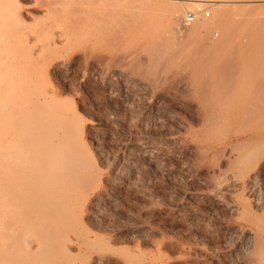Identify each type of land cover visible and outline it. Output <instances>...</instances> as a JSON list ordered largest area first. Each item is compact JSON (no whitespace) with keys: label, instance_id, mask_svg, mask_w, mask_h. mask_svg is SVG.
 <instances>
[{"label":"bare ground","instance_id":"bare-ground-1","mask_svg":"<svg viewBox=\"0 0 264 264\" xmlns=\"http://www.w3.org/2000/svg\"><path fill=\"white\" fill-rule=\"evenodd\" d=\"M102 2H103V0H41V2H39L41 4V12H40L41 13V59L40 60H38L39 56L37 58H35V56L32 53H29L28 51L26 52L24 50L26 47H28L30 45V40L28 37L29 34H27L23 31L26 35H24V37H19V40H16V38H17L16 36H11V35H8V36L4 35L3 36L0 33V59L4 60L6 62V64H8L7 65L8 69H6V70L5 69L3 70V67L0 66V264H151L152 262H154L152 264H157V262L162 263V262H165L167 260V257H168L167 254H164L161 250L162 240L160 242L161 244L158 243L159 241L158 242L154 241L157 237L154 238V240H153V238L151 240H147L148 242L151 243V245L153 247L155 245V247H154L155 249L153 248V251L146 252L144 250V249H148V248H143L144 251H142V248H140V245L137 244L138 243L137 238H134V235L135 234L137 235V233L133 234L132 237L129 238L128 240L126 237L121 236L120 234H119L120 236L115 235V234L111 235V231H114V230L111 229V227H109V225H107V223H108L106 220L107 218L102 219L101 221L95 218L96 215H94V210H96L97 207L94 208V206L91 205L92 207L90 208V207H88V205H89L91 196L95 192L100 191V189L102 188V186L104 184V177H103L104 174L101 170L102 167L100 165L99 166L101 168L99 166H97L95 161L92 160L94 156L91 159V156H90V154L87 150V147H86L87 144L85 145V143L83 141V137H82L87 130L93 129V126H90L91 124L89 125L87 123V121H90L91 119L90 120H83L84 117L82 116L83 117L82 118L79 116L78 108H77L78 102L76 104L75 100L72 99L73 96H71V98H65V95H62L61 92L49 82V76H50V74H52V73L54 74L57 72L59 73V76H60V72L62 74V72H64V70L66 71V69H65V65H66V61H67L65 58L66 55L75 51L77 48H81V47L88 45L91 42H94V43L96 41L100 42L105 37H107L110 33L115 34L116 37H118V38L130 36L134 40L140 39V40H143L144 42H146L143 52H145L144 54H146L145 56H147L148 65L146 66V68H144L138 64L134 65L135 67L133 66V68H134L133 70L139 71V73L143 72L146 75L148 73L151 74L153 70H156L160 66V63L162 61H164V65H167L170 62L174 61L175 58L180 57V55L178 56V53L179 52L183 53V47L185 48V45H186L185 43H188V42H185L183 44H179V42L175 41V39H173V38L171 39L166 34H162L163 30H164L163 26L156 25V22H154L156 20V18L154 17L153 13L150 12V10L153 7V4H151V2L149 0H142L140 2L142 5H140L137 0H114L113 3L111 2L112 3L111 5L102 4ZM197 2L198 3H201V2L212 3V2H214L212 5L208 3L210 7L211 6L213 7L214 16L211 19L206 18V17H201L195 23H193L195 26V29L193 30L192 38H190V40L192 39V42H191L192 47L188 49L191 51V53L189 54L190 51H188V53H187L188 55L186 54L187 56L184 55L181 58H183L182 60L184 62H187V64L191 68V78L193 79V81H195L196 86H197V87H195L196 92L195 91L194 92L196 93L195 95L197 96V100L200 104L199 106L202 108L203 112L200 113L199 120L195 123V125H200V128H196V126L193 124V125H190L189 128H180V129H184L185 131L187 129V133L192 138H194L195 140H205L206 142L212 141L215 139H220V138H224L226 140L225 143L227 144V146H226L227 150L224 153V156H226V158H224L225 160L222 162V168L223 169L225 168L226 174L225 175L222 174V170H221L222 168H220V170H216L214 168V166H215V164H214V166H210V168H207L208 170L203 175L204 179L201 180V182L202 181L203 182L199 186L200 190L206 192V194L204 196V200L208 201L209 203H212V204H215V203L221 204L222 206H220V205L219 206L222 207L221 209L224 208V210L226 211L225 215L227 213L228 218L230 220H232L234 223V225L232 227H227L223 230V234H222L221 238L219 237L220 240L218 242H215L217 244H213L214 245V247H213L214 251L215 250L216 251H222L223 246L225 247V244L228 245V243L226 241L231 239L232 237L234 238L233 234L234 235L236 234V236H238L237 234H239V232H241L245 227V228H247L246 229V236H245L247 238L244 240H246L247 242H245V244L243 246H241L243 248V252H241V247H240V249H239L240 251H238L236 254V260H234L232 264H264V202H262V199H264V197H261L260 195L257 196L256 194H252V193L249 194V191H248V188H250V187L252 188L253 186H255V184L258 183L259 180H261V178H262V172L261 171H264V17L262 16L263 20H258V19L254 18V14L257 11V9L255 8L254 5H256V6L262 5L264 0H171L168 2H164V3L160 4V6H159L161 8V10L166 13V18L168 20L167 26L177 27V26H179V23L181 20H183V21H181V24L183 25L185 22L187 11L193 7L192 5L197 4ZM239 3H241V4L246 3V5H247V6L240 8L241 13L243 14L241 20H240V17L238 18L239 20L238 19L235 20V18L233 19V15H234L235 11L237 10V8L231 9L232 11L230 9H227V10L222 9V6H224V5H228V4L237 5ZM40 4H38V6ZM241 4H240V6H241ZM9 5H11V4H9ZM16 5L17 4H15V6H12V7H16ZM189 5H191L192 7ZM217 5H219V6H217ZM216 6L220 7V9H217ZM18 8H20V7H18ZM11 9L3 10V12L5 14L10 13L11 17H13L17 22L16 23L9 22L7 24H9L10 27L12 25L14 30H21L23 28V26H22L23 22L21 21V19H22L21 15L22 14L18 11L19 9H15V10L12 9L13 10L12 12H11ZM38 9L40 10V8H38ZM24 15H26V14H23V16ZM26 19H27V17H26ZM200 21H205L203 23L201 22L203 24L201 26V28H203L204 32H205V30H208V29L215 27L216 30L219 29L223 33V35H222L223 38L221 40L214 42L208 48H205L204 52H202V53L199 52L201 49L199 46V42L202 43V40L199 37V35H202L201 34L202 31L199 28L200 26H198ZM35 22H37V21H35ZM201 23H200V25H201ZM193 24H191V25H193ZM12 27H11V29H12ZM183 27L185 28L184 25H183ZM191 31H192V29H191ZM240 32H243L250 37L249 43L242 44L238 41V34ZM165 33H167V32H165ZM205 34H208V32ZM246 38H247V36H246ZM180 39H182V38H180ZM176 40H179V39H176ZM8 44H11V48H13V50H14L13 55L11 53H10L11 55L10 54H2V51H5V50H3L4 47ZM205 46L207 47V45H205ZM108 47H109V45H108ZM105 50H106V48H105ZM134 51H135V49L133 50V52H130V51L129 52L131 54H135ZM39 52L37 53V55L40 54ZM75 52H77V51H75ZM81 52H82V50H81ZM7 53H8V51H7ZM107 53H109V52H107ZM122 53H120V55H122ZM126 53H128V52H126ZM126 53H123V54L125 55ZM129 54H127V55H129ZM81 55H83V54H81ZM120 55L118 54V57L117 58L115 57V58L118 59V58L123 57ZM79 56L80 55H78V59H79ZM83 57H84V55H83ZM99 57H101V56H99ZM124 58H125V56H124ZM128 58H130V57H128ZM71 59H73V58H71ZM142 59H144V58H142ZM123 60L124 59H122V61ZM128 60L129 59H126L125 62L127 63ZM130 60H132V59L130 58ZM74 62L72 64H74ZM95 62H97V61H95ZM95 62L93 63L94 65H95ZM102 62L104 63V61H102ZM115 62H116V60H115ZM165 62H166V64H165ZM179 62H180V65H179V67H180V66H182L181 65L182 61L180 60V61H178V63ZM126 63H124V65ZM145 63H146V61H145ZM97 64H99V62ZM107 64H108V62H107ZM116 64H117V62H116ZM120 64L123 65V63H120ZM130 65H132V64H130ZM176 65H178V64L176 63ZM162 67H163L162 71L163 70L167 71L170 68V66H162ZM131 68H132V66H131ZM131 68H128V70H130ZM159 68H161V67H159ZM178 68L173 70L174 71L173 73H177L176 70H178ZM95 69H96V67H95ZM123 69H124V67H123ZM186 71L188 72V70H185V72ZM185 72H183V73H185ZM143 73L141 75H144ZM186 73H185V75L183 74V76H186ZM98 74L99 73H97V75ZM55 75H57V74H55ZM116 75L117 74H115V76ZM171 75L174 76L175 74L173 75L171 72ZM101 76H103V75H101ZM150 77H151V75H150ZM180 78L181 77H179L178 83L180 82ZM70 80H72V79H70ZM156 80H157V78H156ZM176 80H178V78ZM184 80H185V77H184ZM184 80H181V81L184 82ZM154 82H155V79H154ZM139 83L137 82L136 85H140ZM178 83H176V84H178ZM189 83H190V80H189ZM67 84H68V82H67ZM67 84H66V86H67ZM145 84L147 86L149 85L147 83H145ZM169 84L167 83V86H169ZM183 84L185 85V83H183ZM136 85H135V87H136ZM174 85H175V83H174ZM100 86H102V85L100 84ZM189 86H191V84ZM123 88H125L124 85H123ZM143 88H145V87H143ZM183 88H184V86H183ZM67 89H64V90H67ZM110 89H109V91L111 92ZM120 89H122V88H120ZM120 89H118V90H120ZM128 89H130V88H128ZM145 89H147V88H145ZM173 89H174V87H173ZM179 89H180V87H179ZM187 89H188V86H187ZM137 90H139V89H137ZM147 90H149V89H147ZM181 90L183 93L186 91V89L185 90L181 89ZM174 91H176V90H174ZM124 92H126V91H124ZM131 92H132V90L130 91V93ZM136 92L138 93L139 91H136ZM179 92L181 93L180 90H179ZM73 93H76V92H73ZM127 93L128 92H126L125 94H127ZM132 93H135V92H132ZM140 93H141V91H140ZM143 94H146V93H143ZM188 94H190V93H188ZM76 95H77V93H76ZM133 95H135V94H133ZM133 95H131V96H133ZM114 97H117V96H114ZM120 97H121V94L119 96V100H120ZM128 97L130 98V96H128ZM142 97H144V96H142ZM74 98H75V96H74ZM132 99L130 102H132ZM161 99H162V97H161ZM109 100H112V99H109ZM148 100L149 99H147V101ZM179 100L167 99L164 103L166 106L171 105V107L173 106L176 109L177 108H184V107H182L181 101H179ZM102 101H103V99H102ZM103 103H104V101H103ZM183 104H184V102H183ZM159 105H161V104L158 103V107H159ZM124 106H125V104H124ZM130 106H129V109H130ZM113 107H114V105H113ZM113 107H112V109L115 108V107L114 108ZM140 107H142V106H140ZM140 107L139 108L137 107V109L140 110ZM162 107H163V104H162ZM159 108L157 109L158 113H155L156 116L158 114L157 118L163 117L161 115L165 113V112L162 113V110H160ZM108 109H110V108H108ZM116 109L118 110L119 108H116ZM121 109H120V111L118 110L117 113H121ZM194 109H195V107H194ZM194 109H191V113H192V110H194ZM110 111H113V110H110ZM137 111H134V112L136 113ZM169 112H170V110L168 111V115H169ZM126 113H128V111H126ZM172 114H170V115L172 116ZM168 115H167V117H168ZM185 115H189V113L185 114ZM108 116H110V115H108ZM116 117H117V115H116ZM153 117H154V115H153ZM190 117H191V115H190ZM110 118H112V116ZM113 118L110 119V121H112ZM130 118L131 117H129L128 119L131 120ZM194 118H196V117H194ZM166 119H167V121L169 120L168 118H166ZM94 120H95V118L93 119V121ZM116 120H118V119H116ZM154 120H155V118H154ZM159 120H157V121H159ZM161 120H163V118ZM171 120H173V119H171ZM192 121L193 120H191V123H193ZM163 122H165V121H163ZM153 123H154V121H153ZM175 123H174V125H175ZM177 123H176V125H177ZM148 125L150 126V123ZM156 125L154 124V126H156L155 128L159 129L158 124H156ZM161 125H160V128L162 129ZM163 125H165V123ZM132 126H134V125L132 124ZM154 126L153 127L151 126V128H153L152 130H154ZM179 126H180V123H179ZM119 127H121V126H119ZM180 127H184V126L181 125ZM147 128H148V126H147ZM169 128H170V126H169ZM127 129H129V127ZM163 129H164V131H163ZM163 129L161 131L164 134V132L166 133L165 127ZM125 130H126V128H125ZM148 130H150V129H148ZM178 131H179V129H178ZM178 131H177V133H178ZM167 132H168V130H167ZM121 133L123 134L124 132H121ZM154 133L156 135V132H154ZM168 133H166V134H168ZM184 133H186V132H184ZM132 134H133V132H132ZM116 135H117V133H116ZM119 135H121V134H119ZM101 136H103V135H101ZM97 137H99V136L97 135ZM123 137H125V135ZM92 138H94V137H92ZM115 138H116V136H115ZM115 138L113 136L112 140H115ZM98 139H100V138H98ZM103 139H105V138H103ZM122 139H120V137H119V140H122ZM117 141H118V139H117ZM139 141H140V139H139ZM171 141H173V140H171ZM136 143H138V142H136ZM167 143H168V141H167ZM174 143H172V144H174ZM92 144H94V143H92ZM212 144L215 145V143H212ZM165 145H168V144H165ZM197 147H198V144H197ZM168 150H170V149H168ZM107 151H109V150H107ZM107 151H106V153H107ZM148 151H146L147 153H146L145 159H148L147 158V154H149ZM178 151H181V150H178ZM189 151H190V149H189ZM155 152H157V151H155ZM106 153H105V156H106ZM150 153H151V151H150ZM207 153L208 152L205 150L198 151V150L193 149L192 156L190 154H189V156H191L192 162L194 161L195 163L201 165L205 161L208 160ZM130 154L133 155V153H130ZM160 155H163V154H160ZM178 155H180V154H178ZM185 155H186V153H185ZM210 156H211V154H210ZM148 157H151V154H150V156L148 155ZM186 157L187 156H185V158ZM116 158H117V156H116ZM154 158L155 157H153L152 159L150 158V159L154 161ZM172 158H174V160H175L174 156H172ZM191 159H188V160L191 161ZM216 159L218 160V158H216ZM107 160H108V158H107ZM107 160H105L106 163L108 162ZM180 160L181 159H179L178 161H180ZM153 161H152V163H153ZM155 161H158V160L156 159ZM178 161H176V163ZM162 162H164V161H162ZM181 162L182 161H180V167H182V165H183V164L181 165ZM121 163H122V161H121ZM149 163H150V161H149ZM165 163L166 162H164V164ZM168 163H171V162H168ZM98 164H99V162H98ZM139 164H141V163H139ZM150 165L152 166V164H150ZM165 165H167V164H165ZM185 165H183V166L185 167ZM119 166H117V167H119ZM139 166H141V165H139ZM142 167L145 168V166H142ZM142 167H139V168H142ZM180 167H178V169ZM126 168H128V167H126ZM130 168H131V165H130ZM173 168H175V167H173ZM154 169H155V167H154ZM171 169H172V167H171ZM105 170L107 171V169L104 168L103 171H105ZM186 170L187 169H185V171ZM193 170H195V169L193 168L192 172H193ZM108 171H109V168H108ZM134 171H137V170H133V172ZM187 171H190V170H187ZM133 172H132V174H133ZM139 172H141V171H139ZM192 172H190V174H192ZM186 173H189V172H186ZM126 174L128 176V173H126ZM148 174H150V173H148ZM134 175L136 177V172H134ZM178 176H179V174L177 173L176 177H178ZM105 177H107V176H105ZM121 178H123V177H121ZM127 178H126V180H127ZM134 178L132 179V182L133 181L135 182ZM174 178H175V176H174ZM135 179L137 180V177ZM169 179H171V178H169ZM180 179H183V178H180ZM143 180H145V179H143ZM143 180H142V183H143ZM147 180H149V179H147ZM147 180H145L146 183H148L150 181L149 180L147 182ZM184 180H185V178H184ZM145 181H144V183H145ZM181 181H179V182H181ZM127 182H129V180L126 181V183ZM197 182H199V181H197ZM170 183L172 184L173 182H170ZM174 183H173V185H174ZM191 183L196 184V183H194V181ZM154 184L155 183H152V185H154ZM261 184H263V183H261ZM120 185L121 184H119V186ZM140 185H144V184H140ZM185 185H187V184H185ZM219 185L222 187L221 192L223 194L222 193L219 194L220 192L216 191V188ZM193 186H195V185H193ZM124 187L126 188L125 185H124ZM188 187H189V185H188ZM110 188H112V187H110ZM151 188H153V187H151ZM151 188H149L150 191H151ZM173 188H174V186H173ZM104 189H105V187H104ZM158 189H159V187H158ZM253 189H255V188H253ZM260 190H261V188H260ZM260 190H259V192H260ZM124 192H125V189H123V193ZM156 192H158V191H156ZM162 195H160V196L162 197ZM167 195H168V197H170L169 194H167ZM153 196H154V194H153ZM153 196H148V197L153 198ZM166 196H163V197H166ZM124 198H125V196H124ZM155 198H157V196ZM194 198H195V196H194ZM136 199H138V198H136ZM142 199H144V198H142ZM142 199H140L141 200L140 202H144V200H142ZM164 199L165 198H163L162 201L168 200V199H165V200ZM178 199H180V198H178ZM199 199H200V197H199ZM107 200H109V199H107ZM154 201H155V199H154ZM176 201L177 200H175V202ZM197 201H198V199H197ZM197 201H195V202L197 203ZM137 202H138V200H137ZM149 202H150V200H149ZM149 202L147 205H149ZM168 202H170V201H168ZM187 202H189V201H187ZM195 202H193V203H195ZM111 203H113V202H111ZM156 203H159V202H156ZM164 203H166V202H164ZM108 204H110V203H108ZM140 204L142 205V203H140ZM144 204H145V202L143 203V205ZM169 205H170V203H169ZM171 205H173V204H171ZM99 206H101V205H99ZM137 207L140 208L139 205ZM137 207H135V208H137ZM169 207H171V206H169ZM112 208H114V207H112ZM156 208H157V206H156ZM160 208H161V206H160ZM160 208H158V209H160ZM195 208H197V207H195ZM257 208L262 209V211L258 212ZM154 209H155V207H154ZM151 210H153V209H151ZM210 210L211 209H209V211ZM111 211L113 212L114 209ZM122 211H124V210H122ZM120 212H121V209L119 210V213ZM221 212H224V211H221ZM107 213H108V211H107ZM115 213H117V210ZM121 213H123V212H121ZM185 213H187V212H185ZM217 214H218V212H216V216H217ZM221 214H223V213H221ZM107 215H110V214H107ZM111 215L114 216L113 213ZM161 215H162V213L160 214L159 217H161ZM183 215H184V213H183ZM205 216H207L206 213H205ZM106 217H108V216H106ZM147 217H149V216H147ZM150 217H151V215H150ZM171 217H173V216L171 215ZM145 218H146V216H145ZM153 218H155V217H153ZM178 219H179V217H178ZM110 220H111V218H110ZM121 220H122V217H121ZM148 220H146V221H148ZM155 220H156V218H155ZM181 220L183 221L182 218H181ZM122 221H124V219ZM184 221H185V217H184ZM193 221H191V222H193ZM211 221H212V219H211ZM211 221L209 223L210 225H211ZM148 222L150 223V220ZM201 222H200V225L202 226ZM212 222H214V221H212ZM160 223H162V221ZM218 223L219 222H217V225H218ZM112 224H114V223H112ZM164 224L167 225V223H164ZM128 225L130 226V224H128ZM189 225H190V222H189ZM196 225H199V223ZM217 225H216V227H217ZM245 225H247L248 227H246ZM213 226H215V225H213ZM114 227L116 228V226H114ZM159 227H160V225H159ZM166 227H168V225ZM184 227H185V225H184ZM184 227H183V229H185ZM190 227H191V225H190ZM155 228H157V227L155 226ZM179 228H181V226ZM195 228H196V226H195ZM211 228L212 227H210V229ZM218 228H220V227H218ZM148 229H151V226L148 227ZM183 229L182 230L180 229V231H183ZM210 229H209V231H210ZM214 229L218 231V229H216V228H214ZM145 231H147V230H145ZM173 231H174V233H176L175 230H173ZM192 231H194V230H192ZM192 231H191V233H194L196 230L194 232H192ZM217 231H215V232H217ZM206 232H208V231H206ZM114 233H115V231H114ZM140 233L141 232H139V234ZM149 233H151V232H149ZM182 233H184L186 235L185 232H182ZM146 234L147 233H145V235ZM153 234H155V233H152V235ZM178 234L179 233H177V235ZM202 234H203V232H202ZM160 235H161V233H160ZM189 235H191V234H189ZM208 235H209V233H208ZM210 235H211V233H210ZM217 235H219V233ZM240 235H241V233H240ZM140 236H141V234L139 235V237ZM146 236L148 237V235H146ZM155 236H159V235H155ZM205 236H204V239L207 237V236L206 237ZM142 237H144V235ZM182 237L184 238V236H182ZM187 237H186V239H187ZM165 238H167V236ZM194 238H196V236ZM143 240H145V239H143ZM176 240L179 241V239H176ZM198 240H199V237H198V239L196 238V242ZM244 240H241V241L243 242ZM188 241H190V240H188ZM232 241H233V239H232ZM140 243H141V241H140ZM142 243L144 244L145 242L142 241ZM167 243H166V245H167ZM171 243H172V241H171ZM183 244L184 243H182L180 245L178 243V244L173 245V246H175V249H174L175 251H173V252L177 253L178 256L175 254L177 257L174 258V256H173L172 258H174L173 260L178 261V263L180 261L181 263H179V264H206V262L209 263L210 260L215 261V264H217L219 261H221V263L223 264V261L220 259V254L217 253L216 251L214 253H212V255H209L204 250L203 251L201 250V253L200 252L198 253V251H199L198 249H196L198 251H195L194 248H192V249L188 248L189 249L188 250L187 248H185V246H184L185 244L184 245ZM196 244H199V243H196ZM211 245H212V243H211ZM167 246L169 247L170 244ZM148 247H149V244H148ZM188 247H189V245H188ZM213 248L211 250H213ZM172 253H169V254H172ZM233 255H235V253H233ZM170 257H171V255H170ZM173 260H172V262H174ZM173 264H177V263H173Z\"/></svg>","mask_w":264,"mask_h":264},{"label":"rangeland","instance_id":"rangeland-1","mask_svg":"<svg viewBox=\"0 0 264 264\" xmlns=\"http://www.w3.org/2000/svg\"><path fill=\"white\" fill-rule=\"evenodd\" d=\"M35 1V2H34ZM139 2L140 5H142L140 2L142 0H137ZM151 2V4H153V7L152 9L150 10V12L153 13L154 17L156 18V20L154 22H156V25H161L163 26V33L162 34H166L168 37H170L171 39H175V41H178L179 44H183L185 42H188V43H185V48L183 47V53L182 52H179L178 53V56L180 55V57L178 58H175L174 61L170 62L169 64L167 65H164V61H162L160 63V66L161 68H157L156 70H153L152 73H148L147 75L143 74L144 75H141L142 73H139V71H135L133 70V66L134 65H140L144 68H146V66L148 65V61H147V56H145L146 54H144L145 52L144 51V46H145V43L143 40H134L132 39L130 36H125V37H116L115 34L113 33H110L107 37H105L102 41L100 42H91L89 43L88 45L84 46V47H81V48H77L75 51L69 53L68 55H66V65H65V69L66 71L64 70V72H60V76H59V73H52L50 74L49 76V82L55 86V88H57L62 95H65V98H71V96H73L72 99L75 100L76 104H77V108H78V113H79V116L83 118V120H90V121H87V123L90 125V126H93V129L92 130H87L84 135L82 136L83 137V141L87 147V150L91 156V159L93 157V161H95V163L97 164V166H101L103 169H107V171H103V169L101 168L103 174H104V184L102 186V190L100 189V191H97L95 192L92 196H91V199H90V202H89V205L88 207H92L94 206L97 207L96 210H94V215H96V219L98 220H102V219H106L107 222V225H109V227H111V229H113L115 231H111V235H118V236H124L127 238V240L129 238L132 237L133 234L137 233V235L135 236L134 235V238H137V241L140 245V248H142V251H146V252H151L153 251V248L154 247L151 245L150 242H148L147 240H151L153 238H156L154 241L160 243L161 240H162V244H161V250L164 254H167V260L165 262H162V263H159L157 262V264H173V263H181L179 261H175L173 260L174 258H176L178 255L177 253L173 252L175 251V244H182L184 243L183 245L185 246V248H194L195 251H198V253L200 252L201 253V250L203 251H206L209 255H212V253H214V245L213 244H217L215 242H218L223 234V230L227 227H232L234 225L233 221L230 220L228 218V215L226 213L225 215V210L224 208L221 209L222 206L221 204H212V203H209L208 201H205L204 200V196L206 194V192L200 190L199 186L201 185V180L204 179V174L205 172L208 170L207 168H210V166H214V168L216 170H220V168H222V162L225 160L224 158H226V156H224V153L225 151L227 150L226 149V146L227 144L225 143L226 140L224 138H220V139H215V140H212V141H205V140H195L194 138H192L188 133H187V129L186 131L184 129H180V128H189L190 125H195V123L199 120V116H200V113L203 112L202 111V108L199 106V102L197 100V96L195 95L196 93V83L195 81H193V79L191 78V68L190 66L187 64V62H184L181 58L183 57L184 55L187 56L188 54V50L189 48L192 47V39L190 40V38H192V34H193V30L195 29V26L194 24L193 25H185V22H184V26L185 28L183 27V25L181 24V20L180 23H179V26L175 27V26H167L168 25V20L166 18V13L164 11L161 10V8L159 7L160 4L164 3V2H168V1H171V0H149ZM41 2V0H0V33L1 35H5V36H8V35H11V36H16V40H19V37H24V35H26L25 33L29 34L28 37H29V40H30V45L28 47H26L24 50L29 53H32L35 58H37L38 56V60L41 59V4L39 3ZM114 2V0H103L102 4H106V5H111L112 3ZM101 3V2H100ZM198 3V2H197ZM209 4H213L214 2L210 3L208 2ZM11 4V5H9ZM16 7H12V6H15ZM38 4H40L38 6ZM241 3L237 4V5H234V4H228V5H224L222 6V9L224 10H227V9H233V8H237V10L235 11L234 15H233V19L235 18L238 19L240 17V20L242 18V13H241V10L240 8L244 7V6H247L246 3H242L241 6H240ZM20 5V6H19ZM264 2L262 5H254L255 8L257 9V11L255 12L254 14V18L255 19H258V20H263V17H264ZM2 6V7H1ZM191 6V5H189ZM193 7L195 5H192ZM191 6V7H192ZM219 6V5H217ZM216 6V7H217ZM240 6V7H239ZM20 7V8H18ZM23 7V8H22ZM37 7V8H36ZM19 9L18 11L22 14L21 17V21L23 22L22 26L23 28L21 30H14V28L10 27L9 22H12V23H16L17 21L11 17L10 13L9 14H5L3 12V10H7V9ZM22 8V9H21ZM40 8V10L38 9ZM11 9V12L13 11ZM217 9H220V7H217ZM21 10V11H20ZM33 10V11H32ZM161 10V11H160ZM232 11V10H231ZM3 12V13H2ZM25 12V13H24ZM211 12H212V15L211 17H209V19L213 18L214 16V11H213V7L211 6ZM23 14H26L23 16ZM156 14V15H155ZM38 15V16H37ZM238 15V16H237ZM34 16V17H33ZM263 16V17H262ZM6 17V18H5ZM27 17V19H26ZM262 17V18H261ZM183 19V18H182ZM13 20V21H12ZM166 20V21H165ZM239 20V19H238ZM37 21V22H35ZM28 22V23H27ZM205 22V21H200L199 22V25L200 26L199 28L201 29V34L202 35H199L200 39L202 40V43L199 42V46L200 48L203 50L200 49V53L204 52L205 48H208L211 44H213L214 42H217L219 40H221L223 38V33L221 32V30L217 29L215 27L211 28V29H208V30H205V32L203 31V28H201V26L203 25L202 23ZM201 23V25H200ZM4 24V25H3ZM5 26V27H4ZM25 27V28H24ZM170 28V29H169ZM192 29V31H191ZM13 30V31H12ZM12 31V32H11ZM25 33H24V32ZM208 34H205L207 33ZM167 32V33H165ZM213 32V33H212ZM177 33V34H176ZM179 33V34H178ZM215 33H219V36L216 37L215 36ZM222 33V34H221ZM205 34V35H204ZM242 34V35H241ZM32 35V36H31ZM213 37H212V36ZM182 36V37H181ZM247 36V38H246ZM32 37V38H31ZM116 37V38H115ZM175 37V38H174ZM203 37V38H202ZM182 38V39H180ZM126 39V40H125ZM176 39H179V40H176ZM247 39V40H246ZM249 39L250 37L243 33V32H240L238 34V41L242 44H247L249 43ZM204 40V41H203ZM33 42V43H32ZM35 42V43H34ZM123 42V43H122ZM181 42V43H180ZM204 42V43H203ZM206 43V44H205ZM209 43V44H208ZM40 46H39V45ZM109 45V47H108ZM207 45V47L205 46ZM7 46V47H6ZM4 47L3 50L5 51H2V54H12L14 53V50L13 48H11V44H8ZM40 48H39V47ZM120 46V47H119ZM141 46V47H140ZM188 47V48H187ZM106 48V50H105ZM40 49V50H39ZM135 49L134 53L135 54H131L130 52H133V50ZM37 50V51H36ZM82 50V52H81ZM186 50V51H185ZM8 51V53H7ZM40 51V52H39ZM80 51V52H79ZM96 51V52H95ZM101 51V52H100ZM103 51V52H102ZM125 51V52H124ZM130 51V52H129ZM139 51V52H138ZM35 52V53H34ZM40 53L37 55V53ZM109 52V53H107ZM126 53L125 55L123 53ZM139 54H138V53ZM141 52V53H140ZM186 52V53H185ZM92 53V54H91ZM120 53H122V55H120ZM130 53V54H129ZM191 53V51L189 52V54ZM10 54V55H11ZM83 54V55H81ZM118 54L120 56H123L121 57L122 59H124L122 61L121 58H118ZM129 54V55H127ZM187 54V55H186ZM70 55V56H69ZM73 55V56H72ZM78 55L79 56V59H78ZM87 55V56H86ZM117 55V56H116ZM76 56V57H75ZM94 56V57H93ZM101 56V57H99ZM107 58H106V57ZM126 59H129L128 62L126 63L125 62V58ZM140 56V57H139ZM93 57V58H92ZM110 57V58H109ZM116 57V58H115ZM130 57L132 60H130ZM73 58V59H71ZM98 58V59H97ZM144 58V59H142ZM71 59V60H70ZM101 59V60H100ZM146 59V60H145ZM182 61V66L179 67L180 65V62L178 63V61L180 60ZM82 60V61H81ZM117 64H116V62ZM146 63H145V61ZM0 66L3 67V70L5 69H8V64H6V62L2 59H0ZM75 61V62H74ZM97 61V62H95ZM104 61V63L102 62ZM122 61V62H121ZM74 62V64H72ZM78 62V63H77ZM95 62V65L93 64ZM99 62V64H97ZM108 62V64H107ZM115 64H114V63ZM133 62V63H132ZM86 63V64H85ZM120 63H123L120 64ZM124 63H126L124 65ZM135 63V64H134ZM176 63L178 65H176ZM90 64V65H89ZM132 64V65H130ZM166 64V62H165ZM73 65V66H72ZM94 65V66H93ZM176 65V66H175ZM6 68H5V67ZM130 66V67H129ZM132 66V68H131ZM162 66H170L169 70L165 71L163 69ZM76 67V68H75ZM85 67V68H84ZM96 67V69H95ZM124 67V69H123ZM135 67V66H134ZM179 67V68H178ZM128 68H131L130 70H128ZM176 72L177 73H173L175 69H177ZM68 69V70H67ZM78 69V70H77ZM185 70H188V72L186 73ZM78 71V72H77ZM101 71V72H100ZM133 71V72H132ZM135 71V72H134ZM86 72V73H85ZM160 72V73H159ZM171 72L174 76L171 75ZM185 72L186 73V76H183V74L185 75ZM97 73H99L97 75ZM183 73V74H182ZM57 74V75H55ZM84 74V75H83ZM114 74V75H113ZM115 74H117L115 76ZM124 74V75H123ZM126 74V75H125ZM140 74V75H139ZM162 74V75H161ZM54 75V76H53ZM62 75V76H61ZM64 75V76H63ZM103 75V76H101ZM151 75V77H150ZM105 76V77H104ZM126 76V77H125ZM142 76V77H141ZM163 76V77H162ZM183 77L182 79L180 78V82L178 83L179 81V77ZM188 76V77H187ZM63 79H62V78ZM81 77V78H80ZM99 77V78H98ZM124 77V78H123ZM131 77V78H130ZM170 77V78H169ZM184 77H185V80H184ZM187 77V78H186ZM60 78V79H59ZM65 78V79H64ZM129 78V79H128ZM134 78V79H133ZM142 78V79H141ZM157 78V80H156ZM178 78V80H176ZM53 79V80H52ZM72 79V80H70ZM81 79V80H80ZM98 79V80H97ZM152 81H151V80ZM154 79H155V82H154ZM168 79V80H167ZM187 79V80H186ZM64 80V81H63ZM181 80H184L181 81ZM189 80H190V83H189ZM72 81V82H71ZM101 81V82H100ZM103 81V82H102ZM123 81V82H122ZM128 81V82H127ZM171 81V82H170ZM174 81V82H173ZM68 82V84H67ZM85 82V83H84ZM120 82V83H119ZM139 83L140 85H136V83ZM150 82V83H149ZM160 82V83H159ZM64 83V84H63ZM102 86H100V84ZM124 83V84H123ZM127 83V84H126ZM135 83V84H134ZM149 84L148 86L145 84ZM156 83V84H155ZM165 83V84H164ZM167 83L169 84V86H167ZM175 83V85H174ZM178 83V84H176ZM185 83V85L183 84ZM67 84V86H66ZM87 84V85H86ZM155 84V85H154ZM174 86H173V85ZM191 84V86H189ZM195 84V85H194ZM91 85V86H90ZM123 85L125 88H123ZM136 85V87H135ZM171 85V86H170ZM182 85V86H181ZM97 86V87H96ZM114 86V87H113ZM150 86V87H149ZM152 86V87H151ZM174 89H173V87ZM184 86V88H183ZM187 86H188V89H187ZM90 87V88H89ZM95 87V88H94ZM109 87V88H108ZM139 87V88H138ZM149 89H145V88ZM165 87V88H164ZM176 87V88H175ZM180 87V89H179ZM182 87V88H181ZM68 88V89H67ZM108 88V89H107ZM111 88V89H110ZM115 88V89H114ZM122 88L124 91L128 92L127 94H125L126 92H124L122 89L118 90V89ZM130 88V89H128ZM154 88V89H153ZM195 88V89H194ZM64 89H67V90H64ZM109 89L111 90V92L109 91ZM118 91H117V90ZM139 89V90H137ZM185 90L186 89V93H190V94H186L185 92L183 93L182 90ZM75 90V91H74ZM108 90V91H107ZM129 90V91H128ZM132 90V92H135V93H130V91ZM139 91L138 93L136 91ZM176 90V91H174ZM179 90L181 91V93L179 92ZM141 91V93H140ZM146 91V92H145ZM195 91V92H194ZM72 92V93H71ZM73 92H76V93H73ZM93 92V93H92ZM116 92V93H115ZM118 92V93H117ZM123 94H122V93ZM146 93V94H143V93ZM148 92V93H147ZM66 93V94H65ZM111 93V94H110ZM113 93V94H112ZM115 93V94H114ZM130 93V94H129ZM74 94V95H73ZM117 94V95H116ZM119 94V95H118ZM121 94V97H120V100H119V96ZM135 94V95H133ZM137 94V95H136ZM139 94V95H138ZM133 95V96H131ZM146 95V96H145ZM164 97H163V96ZM168 95V96H167ZM75 96V98H74ZM91 96V97H90ZM114 96H117V97H114ZM130 96V98L128 97ZM139 96V97H138ZM144 96V97H142ZM162 99H161V97ZM166 96V97H165ZM64 97V96H63ZM77 97V98H76ZM123 97V98H122ZM126 99H125V98ZM128 97V98H127ZM134 97V98H133ZM141 97V98H140ZM149 97V98H148ZM168 97V98H167ZM170 97V98H169ZM115 98V99H114ZM134 100H133V99ZM137 98V99H136ZM140 98V99H139ZM191 98V99H190ZM80 99V100H79ZM104 103H103V101ZM107 99V100H106ZM109 99H112V100H109ZM128 99V100H127ZM132 99V102H130ZM140 101H139V100ZM143 99V100H142ZM146 99V100H145ZM147 99H151L150 101ZM154 99V100H153ZM161 99V100H160ZM167 99H171V100H174V99H177L179 101H181V105L182 107L184 108H175V107H171V105H168L166 106L165 105V101ZM193 99V100H192ZM196 101H195V100ZM110 102H109V101ZM124 101V102H123ZM143 103H142V102ZM161 104L159 105L158 107V103ZM161 101V102H160ZM176 101V100H175ZM81 102V103H80ZM90 102V103H89ZM96 102V103H95ZM113 102V103H112ZM128 102V103H127ZM163 102V103H162ZM184 102V104H183ZM111 103V104H110ZM130 103V104H129ZM157 103V104H156ZM196 103V104H195ZM101 104V105H100ZM114 107H113V105ZM122 104V105H121ZM125 104V106H124ZM132 104V105H131ZM139 104V105H138ZM142 104V105H141ZM152 104V105H151ZM155 104V105H154ZM162 104H163V107H162ZM188 106H187V105ZM192 104V105H191ZM84 105V106H83ZM99 105V106H98ZM131 105V106H130ZM144 105V106H143ZM196 105V106H195ZM82 108H80V107ZM103 106V107H102ZM117 106V107H116ZM129 106H130V109H129ZM142 106V107H140ZM154 106V107H153ZM198 106V107H197ZM93 107V108H92ZM112 107L114 109H112ZM123 107V108H122ZM137 107L139 108L140 107V110L137 109ZM145 107V108H144ZM160 110H162V114L161 116L163 117H158V114L156 116L155 113H158V108ZM170 107V108H169ZM197 110H195L194 109ZM110 108V109H108ZM116 108H119L118 110L120 111L121 109V113H117L118 110ZM155 108V109H154ZM157 108V109H156ZM162 108V109H161ZM174 108V109H173ZM188 110H187V109ZM93 109V110H92ZM116 109V110H115ZM127 109V110H126ZM170 110L169 112V115H168V111ZM186 109V110H185ZM191 109H194L192 110V113H191ZM91 110V111H90ZM110 110H113V111H110ZM131 110V111H130ZM138 110V111H137ZM156 110V111H155ZM165 110V111H164ZM175 112H174V111ZM107 111V112H106ZM126 111H128V113H126ZM134 111H137L136 113ZM173 111V112H172ZM194 111V112H193ZM132 112V113H131ZM167 112V113H166ZM186 112V113H185ZM197 112V113H196ZM174 115H173V114ZM181 113V114H180ZM189 115H185V114H188ZM191 113V114H190ZM196 115H195V114ZM81 114V115H80ZM87 114V115H86ZM122 114V115H121ZM126 114V115H125ZM131 114V115H130ZM172 114V116L170 115ZM105 115V116H104ZM110 115V116H108ZM114 115V116H113ZM117 115V117H116ZM154 115V117H153ZM168 115V117H167ZM181 115V116H180ZM191 115V117H190ZM112 116L113 120L110 121V118ZM144 116V117H143ZM171 116V117H170ZM175 116V117H174ZM196 118H194V117ZM116 117V118H115ZM119 117V118H118ZM131 117L129 120L128 118ZM165 117V118H164ZM174 117V118H173ZM86 118V119H85ZM95 118V120L93 121V119ZM97 118V119H96ZM110 118V119H109ZM146 118V119H145ZM153 118V119H152ZM155 118V120H154ZM157 118V119H156ZM163 118V120H161ZM168 118L169 120L167 121ZM176 118V119H175ZM198 118V119H197ZM118 119V120H116ZM122 119V120H121ZM127 119V120H126ZM143 119V120H142ZM160 119V120H159ZM165 119V120H164ZM173 119V120H171ZM189 119V120H188ZM196 119V120H195ZM107 120V121H106ZM126 120V121H125ZM133 120V121H132ZM159 120V121H157ZM171 120V121H170ZM176 120V121H175ZM191 120H193L191 123ZM101 121V122H100ZM120 121V122H119ZM123 121V122H122ZM131 121V122H130ZM154 121V123H153ZM161 121V122H160ZM165 121V122H163ZM170 121V122H169ZM91 122V123H90ZM98 122V123H97ZM122 122V123H121ZM133 122V123H132ZM136 122V123H135ZM167 122V123H166ZM177 125H176V123ZM105 123V124H104ZM107 123V124H106ZM134 126H132V124ZM145 123V124H144ZM150 123V126L148 125ZM165 123V125H163ZM175 123V125H174ZM179 123H180V126H184V127H180L179 126ZM184 125H183V124ZM130 124V125H129ZM154 124H158V127L159 129L155 128L156 126H154ZM162 124V125H161ZM168 124V125H167ZM116 125V126H115ZM140 125V126H139ZM160 125L162 127V129L165 127V132L163 134V132L161 131L162 129L160 128ZM115 128H114V127ZM121 126V127H119ZM137 126V127H136ZM139 126V127H138ZM145 126V127H144ZM148 126V128H147ZM151 126L153 127L154 126V130H152L153 128H151ZM168 126V127H167ZM170 126V128H169ZM187 126V127H186ZM196 128H200V125H195ZM102 127V128H101ZM124 127V128H123ZM129 127V129H127ZM131 127V128H130ZM141 127V128H140ZM150 127V128H149ZM124 130H123V129ZM126 128V130H125ZM139 128V129H138ZM168 128V129H167ZM173 128V129H172ZM175 128V129H174ZM131 129V130H130ZM135 129V130H134ZM150 129V130H148ZM161 129V130H160ZM168 132H167V130ZM179 129V131H178ZM119 130V131H118ZM133 130V131H132ZM138 130V131H137ZM145 130V131H144ZM176 132H175V131ZM95 131V132H94ZM126 131V132H125ZM140 131V132H139ZM148 131V132H147ZM160 133H159V132ZM164 131V129H163ZM173 131V132H172ZM178 131V133H177ZM119 132V133H118ZM121 132H124L123 134ZM131 132V133H130ZM133 132V134H132ZM136 132V133H135ZM139 132V133H138ZM156 132V135L155 133ZM186 132V133H184ZM103 133V134H102ZM115 133V134H114ZM117 133V135H116ZM148 133V134H147ZM152 133V134H151ZM183 133V134H182ZM114 134V135H113ZM121 134V135H119ZM132 134V135H131ZM139 134V135H138ZM151 134V135H150ZM163 134V135H162ZM166 134V135H165ZM182 134V135H181ZM188 136H187V135ZM94 135V136H93ZM97 135L99 137H97ZM103 135V136H101ZM111 137H110V136ZM125 135V137H123ZM186 135V136H185ZM106 136V137H105ZM115 138V140H112V138ZM129 136V137H128ZM133 136V137H132ZM165 136V137H164ZM87 137V138H86ZM94 137V138H92ZM119 137L120 139L122 140H119ZM164 137V138H163ZM100 138V139H98ZM105 138V139H103ZM107 138V139H106ZM111 138V139H110ZM167 138V139H166ZM171 138V139H170ZM97 139V140H96ZM110 141H109V140ZM118 139V141H117ZM140 139V141H139ZM166 139V140H165ZM194 139V140H193ZM104 142H102V141ZM108 140V141H107ZM152 140V141H151ZM173 140V141H171ZM87 141V142H86ZM92 141V142H91ZM95 141V142H94ZM151 141V142H150ZM166 141V142H165ZM168 141V143H167ZM190 141V142H189ZM112 142V143H111ZM115 142V143H114ZM117 142V143H116ZM120 142V143H119ZM138 142V143H136ZM174 144H172V143ZM197 142V143H196ZM201 142V143H200ZM204 142V143H203ZM94 143V144H92ZM96 143V144H95ZM98 143V144H97ZM101 143V144H100ZM134 143V144H133ZM206 143V144H205ZM209 143V144H208ZM212 143H215V145H213ZM137 144V145H136ZM165 144H168V145H165ZM178 144V145H177ZM191 144V145H190ZM194 144V145H193ZM196 144V145H195ZM197 144H198V147H197ZM226 144V145H225ZM100 145V146H99ZM111 145V146H110ZM115 145V146H114ZM118 145V146H117ZM120 145V146H119ZM123 145V146H122ZM201 145V146H200ZM223 145V146H222ZM107 146V147H106ZM135 146V147H134ZM145 148H144V147ZM175 146V147H174ZM178 146V147H177ZM185 146V147H184ZM203 146V147H202ZM101 147V148H100ZM117 147V148H116ZM149 147V148H148ZM166 149H165V148ZM177 147V148H176ZM192 147V148H191ZM209 149H208V148ZM148 148V149H147ZM151 148V149H150ZM181 148V149H180ZM99 149V150H98ZM154 149V150H153ZM157 149V150H156ZM170 149V150H168ZM190 149V151H189ZM193 149L195 150H205L207 151V157H208V160L205 161L203 164L199 165L197 163H195L194 161L192 162V159H191V156H192V151ZM92 150V151H91ZM105 150V151H104ZM109 150V151H107ZM116 150V151H115ZM137 150V151H136ZM149 150V151H148ZM178 150H181V151H178ZM187 150V151H186ZM107 151V153H106ZM135 151V152H134ZM145 151V152H144ZM146 151L149 152V154H147V158L148 159H145L146 158ZM151 151V153H150ZM157 151V152H155ZM167 151V152H166ZM214 151V152H213ZM115 152V153H114ZM133 153L130 154V153ZM139 152V153H138ZM186 155H185V153ZM221 152V153H220ZM101 153V154H100ZM105 153H106V156H105ZM114 153V154H113ZM127 153V154H126ZM173 153V154H172ZM184 153V154H183ZM103 154V155H102ZM108 154V155H107ZM135 154V155H134ZM137 154V155H136ZM151 154V157H148V155L150 156ZM160 154H163V155H160ZM172 154V155H171ZM180 154V155H178ZM189 154L191 156H189ZM211 154V156H210ZM113 155V156H112ZM143 155V156H142ZM153 155V156H152ZM108 156V157H107ZM117 156V158H116ZM164 156V157H163ZM170 156V157H169ZM172 156L175 157V160L174 158H172ZM179 156V157H178ZM181 156V157H180ZM185 156H187L185 158ZM189 156V157H188ZM111 157V158H110ZM115 157V158H114ZM153 157L154 158V161L151 160ZM184 157V158H183ZM104 158V159H103ZM108 158V160H107ZM110 158V159H109ZM123 158V159H122ZM151 158V159H150ZM218 158V160L216 159ZM112 159V160H111ZM143 159V160H142ZM158 160V161H155V160ZM163 159V160H162ZM179 159H181L180 161L181 162V165H185V167L182 165V167H180V161H178ZM188 159H191L188 160ZM100 160V161H99ZM107 160L108 162L106 163ZM111 160V161H110ZM120 160V161H119ZM127 160V161H126ZM217 162H215V161ZM221 160V161H220ZM122 161V163H121ZM126 161V162H125ZM144 163H143V162ZM150 161V163H149ZM153 161V163H152ZM166 162L165 165L164 162ZM176 161H178L176 163ZM99 162V164H98ZM101 162V163H100ZM105 162V163H104ZM118 162V163H117ZM148 164H147V163ZM160 162V163H159ZM168 162H171V163H168ZM173 162V163H172ZM184 162V163H183ZM221 162V163H220ZM120 163V164H119ZM134 165H133V164ZM137 163V164H136ZM141 163V164H139ZM146 163V164H145ZM175 163V164H174ZM189 163V164H188ZM109 164V165H108ZM111 164V165H110ZM131 165V168H130V165ZM145 164V165H144ZM152 164V166L150 165ZM154 164V165H153ZM156 164V165H155ZM159 166H158V165ZM210 164V165H209ZM212 164V165H211ZM106 165V166H105ZM108 165V166H107ZM120 165V166H119ZM133 165V166H132ZM136 165V166H135ZM141 165V166H139ZM178 165V166H177ZM188 165V166H187ZM190 165V166H189ZM197 165V166H196ZM208 167H207V166ZM110 166V167H109ZM119 166V167H117ZM138 166V167H137ZM142 166H145L142 167ZM147 166V167H146ZM151 166V167H150ZM155 169H154V167ZM164 168H162V167ZM115 167V168H114ZM117 167V168H116ZM128 167V168H126ZM133 167V168H132ZM135 167V168H134ZM139 167H142V168H139ZM161 167V168H160ZM168 167V168H167ZM172 167V169H171ZM173 167H177L176 169L173 168ZM178 167H180L178 169ZM192 167V168H191ZM108 168H109V171H108ZM130 168V169H129ZM151 168V169H150ZM195 169L193 170L192 172V169ZM218 168V169H217ZM128 169V170H127ZM132 169V170H131ZM140 169V170H139ZM169 171H168V170ZM185 169L187 170H190V171H185ZM206 169V170H205ZM117 170V171H116ZM130 170V171H129ZM133 170H137V171H134L136 172V177H137V180L135 179V175H134V172ZM155 170V171H154ZM184 170V171H183ZM211 170V169H210ZM222 170V174H226L225 173V168L221 169ZM116 171V172H115ZM141 171V172H139ZM147 171V172H146ZM109 174H108V173ZM125 172V173H124ZM133 172V174H132ZM139 172V173H138ZM163 172V173H162ZM167 172V173H166ZM171 172V173H170ZM175 172V173H174ZM186 172H189V173H186ZM190 172H192V174H190ZM262 172V178L261 180L258 181L257 184H255V186H253L252 188H248V191H249V194H256L257 196L260 195L261 197H264V171H261ZM124 173V174H123ZM128 173V176L127 174ZM150 173V174H148ZM170 173V174H169ZM177 173L179 174L178 177L177 176ZM202 173V174H201ZM120 174V175H119ZM126 174V175H125ZM168 174V175H167ZM172 174V175H171ZM183 174V175H182ZM134 175V176H133ZM147 175V176H146ZM191 175V176H190ZM194 175V176H193ZM198 175V176H197ZM107 176V177H105ZM129 178H127V177ZM133 176V177H132ZM175 176V178H174ZM183 176V177H182ZM123 177V178H121ZM132 177V178H131ZM135 177V178H134ZM142 177V178H141ZM174 179H173V178ZM183 178V179H180V178ZM127 178V180H126ZM131 178V179H130ZM134 178L135 182L133 183L132 182V179ZM140 178V179H139ZM171 178V179H169ZM185 178V180H184ZM188 178V179H187ZM190 178V179H189ZM106 179V180H105ZM139 179V180H138ZM147 180L148 183H146L145 180ZM180 179V180H179ZM195 179V180H194ZM198 179V180H197ZM126 183V181H128ZM142 180H143V183H142ZM170 180V181H169ZM182 180V181H181ZM194 181V183L196 184H193L191 183ZM112 181V182H111ZM145 181V183H144ZM156 181V182H155ZM181 181V182H179ZM139 182V183H138ZM159 182V183H158ZM169 182V183H168ZM170 182H175L174 185L173 183L171 184ZM186 182V183H185ZM188 182V183H187ZM125 183V184H124ZM152 183H155L154 185H152ZM190 183V184H189ZM260 183V184H259ZM263 183V184H261ZM108 184V185H107ZM119 184H121L119 186ZM128 184V185H127ZM140 184H144V185H140ZM147 184V185H146ZM149 184V185H148ZM152 186H151V185ZM187 184V185H185ZM124 185L126 186V188L124 187ZM157 185V186H156ZM178 185V186H177ZM182 185V186H181ZM189 185V187H188ZM195 185V186H193ZM107 186V187H106ZM109 186V187H108ZM155 186V187H154ZM174 186V188H173ZM105 187V189H104ZM112 187V188H110ZM146 187V188H145ZM153 187V188H151ZM159 187V189H158ZM184 187V188H183ZM220 187V188H219ZM136 188V189H135ZM151 188V191L150 189ZM156 188V189H155ZM162 188V189H161ZM171 188V189H170ZM194 188V189H193ZM255 188V189H253ZM261 188V190H260ZM116 189V190H115ZM123 189H125V192L123 193ZM133 189V190H132ZM135 189V190H134ZM191 189V190H190ZM146 190V191H145ZM153 190V191H152ZM161 192H160V191ZM171 190V191H170ZM256 190V191H255ZM260 190V192H259ZM140 191V192H139ZM142 191V192H141ZM148 191V192H147ZM158 191V192H156ZM188 191V192H187ZM195 191V192H194ZM216 191L217 192H220L219 194H221L222 192V187L219 185L217 188H216ZM262 191V192H261ZM169 192V193H168ZM183 192V193H182ZM187 192V193H186ZM191 194H190V193ZM259 192V193H258ZM101 193V194H100ZM140 193V194H139ZM145 193V194H144ZM163 195H162V194ZM169 194V196L171 197H168V195L166 196L165 194ZM176 193V194H175ZM183 195H182V194ZM137 194V195H136ZM154 194V196H153ZM171 194V195H170ZM173 194V195H172ZM180 194V195H179ZM223 194V193H222ZM116 197H115V196ZM162 195V197L160 196ZM192 195V196H191ZM94 196V197H93ZM105 196V197H104ZM125 196V198H124ZM134 196V197H133ZM148 196H153L152 197H148ZM157 196V198H155ZM163 196H166V197H163ZM182 196V197H181ZM187 196V197H186ZM195 196V198H194ZM121 197V198H120ZM132 197V198H131ZM147 197V198H146ZM159 197V198H158ZM177 197V198H176ZM200 197V199H199ZM106 198V199H105ZM138 198V199H136ZM144 198V199H142ZM163 198L165 199H168L167 201H162ZM174 198V199H173ZM176 198V199H175ZM178 198H182L181 200L178 199ZM109 199V200H107ZM117 199V200H116ZM119 199V200H118ZM121 199V200H120ZM144 200L145 204L143 205L144 202H140L141 200ZM152 199V200H151ZM155 199V201H154ZM158 199V200H157ZM164 199V200H165ZM197 201V203L194 201ZM202 199V200H201ZM114 200V201H113ZM123 200V201H122ZM138 200V202H137ZM148 200V201H147ZM150 200V202H149ZM172 200V201H171ZM175 200H177L175 202ZM189 201V202H185V201ZM107 201V202H106ZM110 201V202H109ZM126 201V202H125ZM170 201V202H168ZM174 201V202H173ZM184 201V202H183ZM95 202V203H94ZM113 202V203H111ZM131 202V203H130ZM149 202V205H147ZM156 202H159V203H156ZM166 202V203H164ZM172 202V203H171ZM178 202V203H177ZM195 202V203H193ZM201 202V203H200ZM203 202V203H202ZM262 202H264V199H262ZM100 203V204H99ZM110 203V204H108ZM136 205H135V204ZM142 203V205L140 204ZM170 203V205H169ZM186 203V204H185ZM199 203V204H198ZM97 204V205H96ZM158 204V205H157ZM166 204V205H165ZM173 204V205H171ZM178 204V205H177ZM193 204V205H192ZM196 204V205H195ZM92 205V206H91ZM96 205V206H95ZM101 205V206H99ZM105 205V206H104ZM140 206V208H138L137 206ZM175 205V206H174ZM217 205V206H216ZM220 205V206H219ZM157 206V208H156ZM161 206V208H160ZM163 206V207H162ZM171 206V207H169ZM216 206V207H215ZM102 207V208H101ZM114 207V208H112ZM137 207V208H135ZM142 207V208H141ZM144 207V208H143ZM155 207V209H154ZM167 207V208H166ZM179 207V208H178ZM183 209H182V208ZM197 207V208H195ZM211 209L209 211V209ZM116 208V209H115ZM160 208V209H158ZM261 208V207H260ZM258 209L257 211L258 212H261L262 209ZM114 211L112 212L111 210ZM121 209V212L123 213H119V210ZM138 211H137V210ZM153 209V210H151ZM181 211H180V210ZM220 209V210H219ZM117 210V213H115ZM124 210V211H122ZM166 210V211H165ZM184 212H183V211ZM214 210V211H213ZM216 210V211H215ZM260 210V211H259ZM108 211V213H107ZM163 211V212H162ZM178 213H177V212ZM213 211V212H212ZM221 211H224V212H221ZM102 212V213H101ZM128 212V213H127ZM137 212V213H136ZM187 212V213H185ZM216 212H218L217 216H216ZM114 214V216H112L111 214ZM162 213V216H160V214ZM164 213V214H163ZM177 213V214H176ZM181 213V214H180ZM184 213V215H183ZM205 213L207 216H205ZM212 213V214H211ZM214 213V214H213ZM223 213V214H221ZM107 214H110V215H107ZM123 214V215H122ZM126 214V215H125ZM149 214V215H148ZM159 214V215H158ZM193 214V215H192ZM197 214V215H196ZM209 214V215H208ZM108 217H106V216ZM125 215V216H124ZM153 216L156 218H151L150 217ZM171 215L173 217H171ZM179 219H178V217ZM187 215V216H186ZM221 215V216H220ZM118 216V217H117ZM124 216V217H123ZM129 218H128V217ZM146 216V218H145ZM149 216V217H147ZM157 216V217H156ZM190 216V217H189ZM209 216V217H208ZM211 216V217H210ZM121 217H122V220L124 219V221L121 220ZM176 217V218H175ZM184 217H185V221H184ZM194 217V218H193ZM197 217V218H196ZM94 218V219H95ZM111 218V220H110ZM150 220V223L148 222ZM172 218V219H171ZM181 218L183 219V221L181 220ZM199 218V219H198ZM110 221H109V220ZM120 221H119V220ZM127 219V220H126ZM134 219V220H133ZM144 219V220H143ZM169 219V220H168ZM194 221H193V220ZM207 219V220H206ZM214 221L212 222L211 221ZM219 219V220H218ZM143 222H142V221ZM148 220V221H146ZM187 220V221H186ZM217 220V221H216ZM114 221V222H113ZM128 223H127V222ZM135 221V222H134ZM138 221V222H137ZM141 223H140V222ZM162 221V223H160ZM193 221V222H191ZM197 221V222H196ZM203 223H202V222ZM207 221V222H206ZM211 221V225L209 224ZM111 222V223H110ZM119 222V223H118ZM126 222V223H125ZM130 222V223H129ZM132 222V223H131ZM147 222V223H146ZM189 222H190V225H189ZM199 223L200 225V222L202 224V226L200 225H196ZM216 222V223H215ZM217 222L218 225H217ZM114 223V224H112ZM118 223V224H117ZM121 223V224H120ZM146 223V224H145ZM152 223V224H151ZM164 223H167L168 227H166L167 225L164 224ZM185 223V224H184ZM112 224V225H111ZM130 224V226L128 225ZM140 224V225H139ZM158 224V225H157ZM173 224V225H172ZM182 224V225H181ZM206 224V225H205ZM220 224V225H219ZM111 225V226H110ZM154 225V226H153ZM160 225V227H159ZM176 227H175V226ZM185 225V227H184ZM189 225V226H188ZM204 225V226H203ZM208 225V226H207ZM215 225V226H213ZM217 225V227H216ZM224 225V226H223ZM116 226V228L114 227ZM123 226V227H122ZM151 226V229H148V227ZM155 226L157 228H155ZM171 226V227H170ZM181 226V228H179ZM194 226V227H193ZM196 226V228H195ZM246 227H248L247 225H245ZM132 227V228H131ZM178 227V228H177ZM183 227L185 229H183ZM190 227V228H189ZM210 227H212L210 229ZM220 227V228H218ZM224 227V228H223ZM127 228V229H126ZM142 228V229H141ZM160 228V229H159ZM172 228V229H171ZM177 228V229H176ZM192 228V229H191ZM206 228V229H205ZM214 228L218 229L215 230ZM120 229V230H119ZM158 229V230H157ZM162 229V230H161ZM169 229V230H168ZM180 229L183 231H180ZM210 229V231H209ZM246 229L244 227V229L239 232V234H237L238 236H236V234L234 236V238L230 237L231 239L227 240L226 242L228 243L225 244V247L223 246L222 248V251H216L217 253L220 254V259L223 261V264H232L234 260H236V254L238 251H240V247L243 246L245 244V242H247L246 239L247 237L246 236ZM133 230V231H132ZM147 230V231H145ZM150 230V231H149ZM160 230V231H159ZM176 233H174V231ZM192 230H196L195 232L192 231ZM203 230V231H202ZM221 230V231H220ZM153 231V232H152ZM158 233H157V232ZM166 231V232H165ZM170 231V232H169ZM172 231V232H171ZM187 231V232H186ZM194 232V233H191ZM208 231V232H206ZM217 231V232H215ZM125 232V233H124ZM133 232V233H132ZM139 232H141V236L139 237ZM151 232V233H149ZM163 232V233H162ZM182 232H185L186 236L184 233ZM200 232V233H199ZM203 232V234H202ZM221 232V233H220ZM113 233V234H112ZM130 233V234H129ZM145 233H147L146 235H148V237L145 235ZM152 233H155L152 235ZM161 233V235H160ZM177 233H179L177 235ZM191 235H189V234ZM206 233V234H205ZM209 233V235H208ZM211 233V235H210ZM219 233V235H217ZM241 233V235H240ZM120 234V235H119ZM164 234V235H163ZM183 234V235H182ZM213 234V235H212ZM216 234V235H215ZM221 234V235H220ZM129 235V236H128ZM144 235V237H142ZM155 235H159V236H155ZM171 235V236H170ZM196 238L198 239L199 237V242L197 241L196 242V238H194L195 236ZM198 235V236H197ZM202 235V236H201ZM207 237H206V236ZM128 236V237H127ZM167 236V238H165ZM181 236V237H180ZM184 236V238L182 237ZM194 236V237H193ZM201 236V237H200ZM204 236L206 237L204 239ZM218 236V237H217ZM232 236V235H231ZM240 236V237H239ZM147 237V238H146ZM163 237V238H162ZM169 237V238H168ZM174 237V238H173ZM179 237V238H178ZM187 237V239H186ZM190 237V238H189ZM203 237V238H202ZM211 237V238H210ZM216 237V238H215ZM220 237V238H219ZM162 238V239H161ZM181 238V239H180ZM183 238V239H182ZM145 239V240H143ZM166 239V240H165ZM176 239H179L176 240ZM201 239V240H200ZM209 239V240H208ZM212 239V240H211ZM216 239V240H215ZM233 239V241H232ZM174 240V241H173ZM190 240V241H188ZM215 240V241H214ZM238 240V241H237ZM241 240H244L243 242ZM141 241V243H140ZM145 242L144 244L142 243ZM172 241V243H171ZM178 241V242H177ZM201 241V242H200ZM229 241V242H228ZM168 242V243H167ZM170 242V243H169ZM199 243V244H196V243ZM205 244H204V243ZM236 242V243H235ZM169 245L170 244V248L166 245ZM212 243V245H211ZM240 243V244H239ZM148 244H149V247H148ZM197 246H196V245ZM209 244V245H208ZM235 244V245H234ZM142 245V246H141ZM164 245V246H163ZM189 245V247H188ZM201 246V247H200ZM229 246V247H228ZM239 246V247H238ZM211 247V248H210ZM143 248H148V249H144ZM164 248V249H163ZM204 248V249H203ZM213 248V250H211ZM150 249V250H149ZM155 249V248H154ZM169 251H168V250ZM172 251H171V250ZM198 249V250H196ZM164 250V251H163ZM189 250V249H188ZM193 251V250H192ZM173 252V253H172ZM241 252H243V248L241 247ZM169 253H172V254H169ZM229 253V254H228ZM233 253H235V255H233ZM177 256H176V255ZM233 256H232V255ZM171 255V257H170ZM174 256V258H172ZM231 256V257H230ZM172 258V259H171ZM224 258V259H223ZM226 258V259H225ZM234 258V259H233ZM232 259V260H231ZM172 260L174 262H172ZM170 261V262H169ZM231 261V262H230ZM151 263V262H150ZM154 263V262H152ZM151 263V264H152ZM217 263V262H216ZM222 264L221 261H219L217 264ZM206 264H215V261H211L208 263L206 262Z\"/></svg>","mask_w":264,"mask_h":264},{"label":"built area","instance_id":"built-area-1","mask_svg":"<svg viewBox=\"0 0 264 264\" xmlns=\"http://www.w3.org/2000/svg\"><path fill=\"white\" fill-rule=\"evenodd\" d=\"M211 15H212L211 7L209 6L208 3L206 2L197 3L195 4L194 7L190 8L187 11L185 24L191 25L195 23L199 18L201 17L209 18L211 17ZM215 36L218 37L219 33H215Z\"/></svg>","mask_w":264,"mask_h":264}]
</instances>
